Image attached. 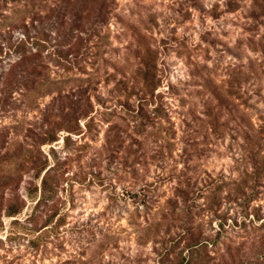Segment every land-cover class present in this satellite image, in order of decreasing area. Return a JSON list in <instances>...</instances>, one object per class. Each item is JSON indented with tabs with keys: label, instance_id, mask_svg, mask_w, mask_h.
Instances as JSON below:
<instances>
[{
	"label": "rangeland",
	"instance_id": "374dc122",
	"mask_svg": "<svg viewBox=\"0 0 264 264\" xmlns=\"http://www.w3.org/2000/svg\"><path fill=\"white\" fill-rule=\"evenodd\" d=\"M0 77V264H264V0H7Z\"/></svg>",
	"mask_w": 264,
	"mask_h": 264
},
{
	"label": "trees",
	"instance_id": "16d2710c",
	"mask_svg": "<svg viewBox=\"0 0 264 264\" xmlns=\"http://www.w3.org/2000/svg\"><path fill=\"white\" fill-rule=\"evenodd\" d=\"M7 0H0V6L3 2H6ZM24 45V42L21 41L19 43V46L22 47ZM7 78L5 80L6 83V90L9 92L12 88H14L15 85H24L27 87L28 82L25 81V79H22L20 82L16 80L14 77ZM0 80L2 78L0 77ZM69 109L72 110V112L75 114L77 113L78 109V103L77 101H72L71 104H69ZM74 119V118H73ZM73 131V130H72ZM69 140V137L65 138V142ZM58 141L56 138V135L52 132L46 136V138H43L41 140V144H53L54 142ZM52 156L56 158V152L55 150H52ZM53 167L49 164L48 159L45 157V161L41 162L39 169L35 175L36 179H39L43 173H45L43 179H42V195L40 199L38 200L37 204L40 206L41 204L48 203L54 196L56 195L55 188L50 184L49 181V175L52 171ZM36 191V190H35ZM18 214H20V209L13 206L9 209L7 212V216L9 217H16ZM208 243H202V244H194L191 246V253L189 254V257L187 259H183V262L181 264H208V260H210V255L205 251ZM214 260V259H213ZM218 264H228V263H218Z\"/></svg>",
	"mask_w": 264,
	"mask_h": 264
}]
</instances>
